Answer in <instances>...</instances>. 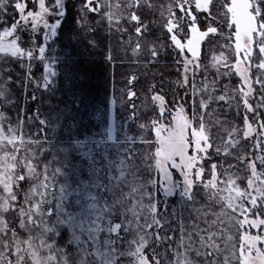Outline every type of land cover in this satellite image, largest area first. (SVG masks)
I'll return each mask as SVG.
<instances>
[{"label":"snow or ice","instance_id":"snow-or-ice-1","mask_svg":"<svg viewBox=\"0 0 264 264\" xmlns=\"http://www.w3.org/2000/svg\"><path fill=\"white\" fill-rule=\"evenodd\" d=\"M31 3L0 0V54L42 62L40 77L29 63L23 81L0 78V264H264V0H223L215 15V0H169L159 8L154 0H82L76 39L85 52L97 46L89 38L98 31L90 14L121 34L126 21L137 56L140 41L154 31L144 15L159 11L163 22L155 24L168 38L163 47L176 52L177 97L168 101L151 85L157 115L139 124L143 114L131 87L120 90L121 108L113 112L116 100L98 98L91 87L86 57L51 47L67 14L65 0L52 7L46 0ZM19 32L31 34L27 51ZM213 38L225 41L220 47L234 62L214 48L208 56L204 45ZM148 50L152 63L160 52L154 44ZM113 59L109 52L106 60ZM233 76L238 85L223 84ZM12 84L23 88V106ZM14 107L18 123H5L3 110ZM233 110L242 129L223 127L221 116ZM26 122L34 133L25 135ZM216 129L227 136L219 143ZM246 143L251 147L242 148ZM237 150L245 154L234 156ZM238 166L246 172L244 188L232 171ZM198 186L206 192L203 208L194 207ZM174 194L178 199H167ZM58 229L71 231L63 248Z\"/></svg>","mask_w":264,"mask_h":264},{"label":"trees","instance_id":"trees-1","mask_svg":"<svg viewBox=\"0 0 264 264\" xmlns=\"http://www.w3.org/2000/svg\"><path fill=\"white\" fill-rule=\"evenodd\" d=\"M48 0L47 2H49ZM74 2L76 4L75 8L82 3V0H69L67 4V14L64 17V22L61 25V28L58 30V36L54 38L56 40L55 44H51V47H56L57 51H71L73 56L79 57L81 61L85 60L83 66L87 68L88 77L91 83V87L94 93L98 98L103 99L104 97H112L120 101L121 89L127 88V81L130 77V74H134L136 76L135 82L132 86V90L137 93V102H138V114H143L142 119L136 121V124L139 123H149L152 119H155L157 113L153 112V105L151 104L150 95L148 92L149 86L154 83L156 87L159 88L165 95H172L171 90L173 81L176 80L179 76L178 70L174 67V52L171 49H167L163 46L168 44V38L165 32L153 23L154 31L152 32L151 37L154 40V43L157 44V48L160 52L158 58L152 63H148L149 60L140 59L136 62L128 61V60H118L116 58V63H111V61L106 60L105 51L106 49L113 43L115 39V35L117 34L116 28L113 27L109 30L108 24L106 20L103 23H97L100 20V16H93L90 14L89 16L92 19V22L95 23V28L98 31L95 32V35L92 36V39H95L97 42V46L92 49L89 48L86 52L84 50V45L81 43L76 37L80 36L82 33L77 30L76 17L79 15L77 12V8L74 10ZM218 8V0H215V7L213 8V15L220 11L218 8L217 12L215 9ZM73 9V10H72ZM147 16H150L152 13L147 12ZM154 15H151V19H154ZM204 21H201L200 27L202 29L207 27V21H205V17H203ZM91 22V23H92ZM214 42V50L216 53L221 51L225 52L224 48H221L217 42L225 43L224 40H218L217 38H213L211 43L206 45H211ZM59 45V47H57ZM205 45V46H206ZM116 47V45H114ZM112 48H114L112 46ZM116 49V48H114ZM111 49L112 55L117 56L120 55L116 50ZM207 52V50H206ZM209 53V52H207ZM83 54V55H81ZM48 55L50 53L48 52ZM225 55H230L225 54ZM112 62H114L112 60ZM122 62V63H120ZM230 62H233V58L230 55ZM23 61L18 58L12 57H0V78L7 80L10 75L15 81H23L26 71H23L21 65ZM20 67V68H19ZM213 70V69H212ZM214 73V70L212 71ZM231 84L233 87L239 84L238 78L233 76L231 78H225L223 80V84ZM11 89L14 94L17 90V84H12ZM20 90L22 88H19ZM25 95V93L23 92ZM18 95L21 100L24 98V95ZM39 94V93H38ZM45 99L47 96L45 95ZM215 106V105H214ZM119 110V107L116 108L115 112ZM15 110H12V114ZM16 114V113H15ZM221 119H224V128L230 130L233 126L243 128V120L242 117L237 119L235 117V110H233V114L227 117L221 116ZM17 120V119H16ZM135 128V126H134ZM216 142L219 143L221 136L223 138H227L226 132H221V129H216ZM242 135V132L240 133ZM153 139V136L150 137ZM242 148H250V144L246 143L241 145ZM245 152L237 150L234 152V156L244 155ZM214 155V152H213ZM229 163H234L232 157H228ZM210 164L211 161H208L205 164L206 175L204 179H209L210 175ZM233 172H236L237 175L241 177L240 187L244 188L246 186V172L242 166H238L237 169H233ZM145 179H149V177H145ZM196 199L198 203L194 206L195 208H203L206 207V192L202 186H198L196 188ZM214 211L220 212L221 208L217 206ZM61 234L64 236L63 240H58L57 247H65L67 241L71 238L70 231L65 229H58ZM74 250V248H73Z\"/></svg>","mask_w":264,"mask_h":264},{"label":"rangeland","instance_id":"rangeland-1","mask_svg":"<svg viewBox=\"0 0 264 264\" xmlns=\"http://www.w3.org/2000/svg\"><path fill=\"white\" fill-rule=\"evenodd\" d=\"M48 0H46V4L49 6V7H52L53 5H54V2H55V0H50L49 2L50 3H48L47 2ZM65 2H66V6H67V4H68V2H69V0H65ZM168 2H169V0H154V3L156 4V6H157V8H159L161 5H163V6H166L167 4H168ZM223 2V0H218V8H220V4ZM75 6H76V4H75V2H74V6H73V9L75 10L76 8H75ZM29 7L31 8V7H34V5L31 3V0H29ZM218 8L217 9H215L216 10V12H217V10H218ZM72 9V10H73ZM12 11V9L11 8H9V12H11ZM92 15L93 16H98V14H95V13H92ZM151 15H153V14H151ZM151 15L150 16H147V13H145V15H144V19H145V22H153L154 24H155V21H157V20H160L161 21V23L163 22L162 20H161V18H160V15H159V11H157L156 12V15H154V19H151ZM203 17L204 16H201L200 17V23H201V21H204V19H203ZM47 19H49V22H54V20L56 19V17H54V16H49V17H47ZM62 20H63V22H64V18H62ZM205 21H206V19H205ZM12 21H11V19H9V21H8V23L10 24ZM89 22H90V25L92 26V27H94L95 28V23L94 22H92V19H91V17L89 16ZM92 22V23H91ZM106 22H107V20H106ZM153 23H152V27H153ZM208 23V22H207ZM107 24H108V22H107ZM119 27H121V28H127V32L126 33H123V34H121L120 32H118V31H116L117 32V34L115 35V39H114V41H113V43L106 49V51H105V58H106V55L109 53V52H111V49H114V48H116V49H114V50H116L117 52H121L120 53V55H117V56H113L112 55V52H111V55L114 57V59H113V61L114 62H112L111 61V63H116L117 61H116V58L118 59V60H121L122 61V59L123 60H128V61H132V62H136L137 60H140V59H145L146 58V60H151L152 58H151V54H150V52H149V50H148V48H149V46L150 45H156L157 46V44H155L154 43V40L151 38V37H148L147 38V42H145V41H143V40H141L140 42L141 43H143L144 44V47H143V49L138 53V55L137 56H133L132 55V51H131V49L133 48V47H135V44L137 43V37H136V34H135V32H134V29L132 28V27H130L128 24H127V22L126 21H124V20H122L121 22H120V24H119ZM41 32H42V30H41ZM222 32H223V35L224 36H227L228 34H229V31H228V29H227V27L225 26L223 29H222ZM18 35H20V37H21V41H20V43H21V46L25 49V51H27L30 47H31V34L30 33H28V32H19L18 33ZM129 36H131V44L129 45V44H123V43H121V41L123 40V41H128L129 40ZM167 36V35H166ZM90 39H92V37H89ZM218 40H223L222 38H217ZM42 41H41V39H40V36L38 35L37 36V43H41ZM49 44L51 43V42H48ZM217 44L220 46V45H223V43H219V42H217ZM114 45H116V47L114 46ZM206 45V44H205ZM204 45V51L206 52V50H207V52H209V53H207L208 54V56H210L211 55V52L209 51V49H212V48H214V42L211 44V45H206L205 46ZM112 46L114 47V48H112ZM173 52H174V67H176V69H177V65H176V63H175V57H176V52L173 50ZM229 52L225 49V54H228ZM46 54H48V47L46 46ZM230 54V53H229ZM35 55H38V51L35 53ZM231 55V54H230ZM0 57H2V58H4V57H11L10 55H6V54H0ZM232 58H233V62H234V56H231ZM12 58H14V57H12ZM18 59H20V60H22L23 61V64H19V65H21V68H22V70L23 71H26V68H27V65L29 64V63H31L32 64V70H33V72L35 73V76L36 77H40L41 76V70H42V62H39V61H33V62H30L28 59H27V57H24V58H18ZM208 61H207V59H205L204 60V63L206 64ZM120 63H122V62H120ZM23 65V66H22ZM20 68V67H19ZM214 70V69H213ZM213 70H211V71H213ZM215 71V70H214ZM27 74V73H26ZM131 77H135L136 78V76L134 75V74H130V77H129V79L131 78ZM128 79V80H129ZM179 79V76H178V78L176 79V80H174L173 81V85H172V90H171V93H172V95H170V96H167V95H165V93H163V91H161L159 88H157L156 87V89H157V91H161V94H164L165 96H166V99L168 100V101H172V100H174L176 97H177V80ZM197 79H199V77H197ZM134 82H135V80H133V83H132V85H128L127 84V88H129V87H131V90L133 89L132 88V86H133V84H134ZM238 82H239V79H238ZM151 85H155L156 86V84H154V83H152ZM150 85V86H151ZM149 86V87H150ZM149 89V88H148ZM17 90H19V91H16L15 92V96L17 97L18 95H22L23 94V92H24V90H23V88L20 90L18 87H17ZM29 91H31V86L29 87ZM133 91V90H132ZM24 95V94H23ZM121 95V94H120ZM149 95H150V100H151V94L149 93ZM115 99V98H114ZM116 100V103L114 104V105H112V110H113V112H115V110H116V108L117 107H119V110H120V108H121V105H120V101H118L117 99H115ZM136 104H137V106H138V102H137V98L135 99V101H134ZM23 104H24V98H22L21 100H19V105L20 106H23ZM15 110V112L12 114L11 112H12V110ZM3 111H5V115L9 118L8 120H6L5 121V123H8V122H11L13 125H15V124H17L18 123V121L16 120V115H17V111H18V109L17 108H12V109H8V110H3ZM16 113V114H15ZM169 119H170V117H169ZM168 121L166 120L165 121V123H167ZM36 131V129L33 127L32 129H31V132H29V129H28V127H27V122H26V125H25V127H24V133H25V135H30L31 133H34ZM153 139H154V136H153ZM250 144V143H249ZM250 147H251V144H250ZM229 161V160H228ZM155 174H153V176H154ZM149 178H152L151 176H148ZM179 178V176H178V174H175L174 175V179H178ZM211 178V172H210V175H209V179ZM208 180V179H207ZM32 183H34V181H29V183L28 184H25L24 186H23V190L24 191H27L28 190V188L30 187V185L32 184ZM3 194V192H2V189H0V195H2ZM20 195H21V197H22V195H23V193L21 192L20 193ZM160 195V197L161 198H164L163 197V195H162V193H160L159 194ZM167 199H170V200H174V199H178V194H174V196L173 197H170V198H167ZM6 219H8L9 221H12L13 220V216H6ZM53 219H54V217H53ZM16 223L18 224V219L16 220ZM69 231H70V229H69ZM251 232L253 233V234H255L256 232H257V230L256 229H251ZM33 234H35V233H33ZM70 237H71V231H70ZM129 239H131V237H129Z\"/></svg>","mask_w":264,"mask_h":264}]
</instances>
